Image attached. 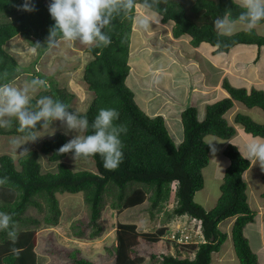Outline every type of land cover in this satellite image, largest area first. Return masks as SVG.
Here are the masks:
<instances>
[{"label": "trees", "instance_id": "trees-1", "mask_svg": "<svg viewBox=\"0 0 264 264\" xmlns=\"http://www.w3.org/2000/svg\"><path fill=\"white\" fill-rule=\"evenodd\" d=\"M22 3L23 0H0V84H10L19 76L17 60L4 49L10 39L20 35L40 54L49 49L46 40L54 24L48 12L49 0H33L35 10L32 12L19 10L18 5ZM142 3L143 0H137L136 7H142ZM136 7L127 16L114 17L107 26L106 32L111 41L109 45L97 47L93 44L86 47V53L91 58L84 67L83 80L93 94L86 112L74 109L71 102L75 96L56 84L40 89L29 104V107L34 108L39 97L50 96L66 104L69 111H77L79 115L86 116L89 125L98 109H116L119 119L115 123L124 124L127 129L120 136L123 156L119 166L107 170L102 158L97 155L79 158L92 160L96 172L72 169L63 162L72 154L58 153V149L68 142L62 133L44 140L38 151L25 153L17 164L11 156L1 155L0 211L11 216L17 239L11 241L5 231H0V264H37L35 230L30 226L39 225L40 221L25 217V212L35 208L43 214V224L56 226L61 215L58 193L83 194L89 222L74 224L72 236L78 240H95L103 232L99 221L106 198L111 200L110 207L117 216L124 210L144 203H149L151 209L160 213L170 201L172 185L175 183L178 185L177 206L167 215L176 218L187 216L191 221L200 222V239L197 241L191 237L187 243L168 239L175 253L152 256L156 264H210L212 254L218 252L227 239V234L219 225L231 218H235L231 238L239 263L258 264L257 256L243 233L245 226L256 218V213L248 204L244 179L251 161L243 156L236 145L228 143L222 150L228 165L220 186L221 195L214 208L205 210L195 202V194L204 186L202 170L209 163L210 149L203 143L205 134L225 141L231 140L236 129L228 123L225 114L232 109L233 102L264 112V91L235 88L224 81L222 88L227 96L207 105L202 120L198 118L195 107L181 112L183 138L176 145L164 118L145 114L137 106L134 94L126 84L131 69L128 60ZM148 10L158 14L162 24L172 22L173 38L189 36L193 48L209 44L216 48V53L227 54L237 45L264 46V35L257 34L255 28L227 37L216 35L213 22L218 16L230 11L235 17L242 10L235 0H152V8ZM261 24L264 21L258 23ZM36 43L42 47L38 48ZM233 124L239 126L245 134L264 138V124L246 114L236 113ZM92 131L89 126L84 135ZM0 135L23 137L24 134L17 131V122L13 118L10 126L0 127ZM41 155L56 164V171L41 173ZM88 229L90 232L87 234L85 231ZM168 230V226L163 225L154 232H139L135 224L116 222V244L111 249L113 264H144L145 259L136 253V248L141 241L159 243L165 239ZM78 253H71L72 264H93ZM157 258H160L159 262Z\"/></svg>", "mask_w": 264, "mask_h": 264}, {"label": "rangeland", "instance_id": "rangeland-1", "mask_svg": "<svg viewBox=\"0 0 264 264\" xmlns=\"http://www.w3.org/2000/svg\"><path fill=\"white\" fill-rule=\"evenodd\" d=\"M235 1L238 4L240 3V0ZM139 12L141 13L138 14ZM146 15H150L151 17V26L148 30L141 28L137 22L139 17ZM159 17L155 12L146 10L140 6L136 7L128 60L131 69L126 78V84L132 90L137 106L145 114L149 116H153L152 114L156 112L163 114L169 134L173 142L177 145L183 138L179 115L180 111L189 107H195L198 112V118L203 119L205 106L207 104H213L220 98L215 99L214 95H212L208 98V103L204 102L202 97L193 99L194 96H192L191 91L194 82L196 84L201 83L202 76L201 79L197 78L200 72L195 71L193 66H189L188 70L185 69L191 57L187 51L192 49V46L188 44L189 36L186 35L179 38L180 40L178 39L179 42L177 44L176 42L168 41L166 34L168 35L170 33L172 22L156 24L155 20H158ZM243 30L240 29L236 32ZM255 31L259 35H264V24L257 25ZM202 45L199 48L201 50L211 48L209 44ZM87 46L89 45H82L79 41L61 40L58 46L40 54L22 36L17 35L10 39L4 47L5 51L12 55L19 64V76L10 84L21 88L25 82L33 78L44 81L42 87L30 94V99L34 98L40 89L47 86L50 87L51 84H56L60 88L67 89L75 96L71 102L74 109L86 112L93 98V94L89 92L83 80L84 67L91 58V55L86 53ZM239 47L233 48L234 53L237 52ZM247 49H251V47H247ZM184 55L189 56L188 61L183 59ZM219 55L222 58L226 54ZM180 56L182 58H179ZM192 58L191 61L194 60L196 63L202 60L203 66L204 60L200 58L199 54H193ZM245 58L249 59L251 56L245 55ZM263 58L264 52L261 53L259 61L263 62ZM170 59L174 60V62H171ZM181 60L184 62L182 61L181 63ZM205 68L209 72L208 69L211 67L207 65ZM252 71L253 69L249 70L250 73ZM260 74L264 76V72L260 71ZM213 75V73L211 74L209 72L205 83H207L208 78H213ZM250 75L252 76V74ZM188 81V86H185V83ZM242 109H245L247 113L249 112L246 107H242ZM253 111L260 112L264 117L262 110ZM255 118L258 117L255 115ZM51 128L55 130L54 134H51L50 129L47 133H44L45 135L43 137L38 138L35 142L25 143L22 137L19 136L0 135V156L9 155L17 164L21 156L32 150L38 151L42 142L51 139L56 133L64 134L68 141L77 134L84 135V132H80L79 130L65 134L66 129L60 121L53 122ZM214 138L217 141L214 142L216 151L213 153L209 150V163L202 170L204 186L195 194V202L200 204L205 210H210L217 204L218 198L221 195L220 186L223 181V174L228 165V159L222 155V149L227 141L216 137ZM14 139L20 140V144L15 147L11 143ZM253 141L251 139V142ZM234 142L239 146L240 150L246 149L244 141L239 138H236ZM234 142L231 140L229 143L234 144ZM242 154L245 156L244 151H242ZM39 162L41 165V173H53L56 171V164L50 163L46 156L41 155ZM63 162L74 170L96 172L94 162L90 159L78 158L74 160L72 156H67ZM258 167V163L255 164L252 172H255ZM172 190L170 201L160 213L151 209L149 203H144L141 206L124 210L117 216L110 207L111 200L106 198L102 217L99 221L103 227V232L95 240H78L72 236V226L74 224L77 225L79 222L86 224L89 222V213L83 202L82 193L57 194L61 215L56 226L43 224V214L38 213L35 208L28 209L25 212V217L40 221L39 225L30 226V228L35 230L34 244L38 257L37 264H72L71 253L74 251H78L79 256L87 258L93 264H113L111 249L116 244L114 236L116 222L135 224L139 232H154L160 226H168L169 230L164 237L165 239L157 244H149L141 241L140 245L136 248V253L144 257V264H156L152 256L158 257V255H164L163 253H175V249L167 239L168 236L179 237L186 235L189 237L186 234L188 232L187 229H194L192 224L194 221H191L187 216L176 218L167 215V213L171 214L172 210L177 206L178 185L176 183L172 185ZM207 195L208 199L205 202ZM189 221L191 222L190 227L186 225ZM225 226L226 223H222L220 229L225 230ZM85 232L88 234L90 231L88 229ZM192 256L190 255V257ZM159 261L160 258H157V262ZM236 262L238 261L235 260L234 263Z\"/></svg>", "mask_w": 264, "mask_h": 264}, {"label": "clouds", "instance_id": "clouds-1", "mask_svg": "<svg viewBox=\"0 0 264 264\" xmlns=\"http://www.w3.org/2000/svg\"><path fill=\"white\" fill-rule=\"evenodd\" d=\"M136 4L137 0H49L48 12L54 24L49 30L46 47L54 48L61 40L79 41L82 45L95 44L97 47L107 46L111 43L106 32L107 26L114 17L127 16ZM142 7L151 9L152 0H143ZM239 7L242 10L237 16L233 17L230 11H225L214 20L213 26L218 37L231 36L240 29L252 30L264 21V0H240ZM18 8L26 12L35 10L33 0H23ZM137 22L141 28L148 30L151 17H139ZM35 45L42 47L39 43ZM43 84L44 81L38 78L25 82L21 88L0 84V127L10 126L14 118L17 131L24 134L22 139L27 143L35 142L50 129L51 134H54L55 130L51 125L55 121L62 123L66 129L65 134L77 130L84 132L90 126L93 130L90 134L75 135L58 149V153H71L74 160L99 155L105 169H116L123 156L120 136L127 130L124 124L115 123L119 119L117 110L98 109L89 125L86 116L79 115L77 111H69L66 104L50 96L39 97L35 107H29L30 94ZM214 142L217 141L211 134L203 137V143L213 153L216 151ZM11 143L15 147L20 144V140L14 139ZM246 152L249 159H255L256 164L264 168V142L249 143ZM0 231H5L11 241L17 239L11 216L3 211H0ZM12 251L15 252L16 249L13 248Z\"/></svg>", "mask_w": 264, "mask_h": 264}, {"label": "crops", "instance_id": "crops-1", "mask_svg": "<svg viewBox=\"0 0 264 264\" xmlns=\"http://www.w3.org/2000/svg\"><path fill=\"white\" fill-rule=\"evenodd\" d=\"M140 13L141 12H139L138 14ZM155 23L162 24L160 21V17L158 20L157 19L155 20ZM166 39L168 41L176 42V44L180 40L172 37L171 30L168 35L166 34ZM188 44H190L189 40H188ZM201 46L203 45L201 44L197 48L192 47V49L187 51V53L191 55L189 61H188L189 56L187 57V55H184L183 58L188 61L185 66L186 70H188L189 66L190 67L193 66L195 68V71L200 72L197 78L201 79L202 76L201 83L196 84L194 82V86L191 91L192 96H194L193 99L202 97L203 101L208 103V98L212 95H214L215 99L218 98L221 99L224 96H227L225 90L222 88V84L224 81H227L231 86L235 88H246L248 91L252 89H260L264 91V76L260 74V71L264 72V67H263L264 58H263V62L259 61L261 53L264 52L263 51L264 46L258 48L257 46L254 45H237L240 46L237 49L238 53L237 52L234 53L233 49H231L230 52L227 54L216 53L215 47H211L210 49H206V50H201L199 49ZM247 47H251V49H247ZM195 53L199 54L201 59L203 58L204 60L203 66H202V60L197 63L194 60L191 61V59H193L192 56ZM219 54H226V55L225 57L220 58ZM245 55H249L251 56V58L249 59L245 58ZM179 58H182V56H180ZM170 60L171 62H174V60L172 59ZM182 61L183 60H181V63ZM207 65L208 67H211L210 69H208V71L211 74L213 73L214 77L208 78L207 83H205L207 75L209 76V72H207L205 68ZM250 69H253L252 73L249 72ZM204 73L205 75H203ZM250 74H252V76ZM188 84L189 81L185 83V86H188ZM197 89L199 90L197 91ZM242 107L245 108V106H243L241 103L234 101L232 109L226 113L227 116L225 114V118L227 119L228 123L230 125H233L236 129V134L231 140H233L234 142L236 138H239L240 140L244 141L246 146L249 143H251V139H253L256 142H264V138H256L248 134H245L239 126L233 124V116L236 113H243V114L245 113L246 115L250 116L254 121L264 124L263 115L258 111H253V110H259L258 108H251V109L248 108L249 112L247 113L245 112V109H242ZM181 112L182 111H180V114ZM152 115L153 116L160 115L164 118L163 114L159 112L158 113L156 112L155 114ZM255 115L258 118H255ZM230 141H227L225 146ZM234 145H236L240 150L239 146L235 142ZM242 151H244L245 156L249 159L246 149L240 150L241 153ZM249 160L251 161V165L249 169L245 172L244 179L247 184L248 204L250 208L256 213V218L254 222L249 223L245 226L243 233L248 241L251 250L257 256L258 264H264V197L262 196V194L264 193L263 168H261V166L258 164L259 166L258 169L255 172H252L253 166L256 164V161L255 159H249ZM207 199H208V195L205 197V202ZM234 220L235 218H231L222 222V223H226L225 230L222 231L227 234V239L222 244L220 250L212 254L210 264H240L235 254L233 248V242L231 238V227ZM192 224L195 230L187 229L188 232L186 234L189 235L190 237L189 240L192 237L193 239L198 241L200 239V222L195 221L192 222ZM221 224L219 225V227L221 226ZM186 225L190 227L191 222L189 221L188 223H186ZM235 260H237L238 262L234 263Z\"/></svg>", "mask_w": 264, "mask_h": 264}, {"label": "built area", "instance_id": "built-area-1", "mask_svg": "<svg viewBox=\"0 0 264 264\" xmlns=\"http://www.w3.org/2000/svg\"><path fill=\"white\" fill-rule=\"evenodd\" d=\"M167 238L170 240L176 241L178 243H187L189 241L188 238H190V237H187L186 235H181L179 237L168 236Z\"/></svg>", "mask_w": 264, "mask_h": 264}]
</instances>
